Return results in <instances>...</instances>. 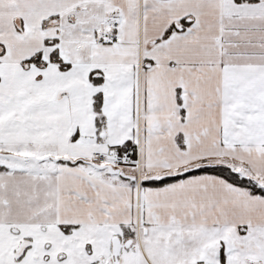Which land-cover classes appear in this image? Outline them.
I'll return each mask as SVG.
<instances>
[{
    "label": "snow or ice",
    "instance_id": "snow-or-ice-1",
    "mask_svg": "<svg viewBox=\"0 0 264 264\" xmlns=\"http://www.w3.org/2000/svg\"><path fill=\"white\" fill-rule=\"evenodd\" d=\"M0 264H264V0H0Z\"/></svg>",
    "mask_w": 264,
    "mask_h": 264
}]
</instances>
